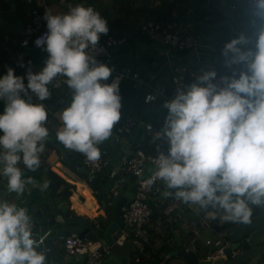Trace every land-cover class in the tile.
Instances as JSON below:
<instances>
[{
    "label": "clouds",
    "instance_id": "clouds-1",
    "mask_svg": "<svg viewBox=\"0 0 264 264\" xmlns=\"http://www.w3.org/2000/svg\"><path fill=\"white\" fill-rule=\"evenodd\" d=\"M253 3L249 29L221 50L231 75L216 82V70L206 71L198 62L204 72L165 101V123L155 133L168 143L154 159V179L164 182L163 196L227 223H249L253 208H264V0ZM44 18L47 32L35 41L48 53L43 69L29 70L27 84L12 68L0 77V175L17 196L35 183L18 165L36 171L49 135L47 109L33 97L49 99V85L57 77L66 78L71 92L57 129L65 148L97 161L99 145L123 119L119 80L107 83L112 69L93 54L101 34L109 31L108 21L84 4L70 5L65 13L47 9ZM32 223L27 208L0 200V264H46Z\"/></svg>",
    "mask_w": 264,
    "mask_h": 264
},
{
    "label": "crops",
    "instance_id": "crops-1",
    "mask_svg": "<svg viewBox=\"0 0 264 264\" xmlns=\"http://www.w3.org/2000/svg\"><path fill=\"white\" fill-rule=\"evenodd\" d=\"M43 1L46 4V10H51L55 13H65L68 11L70 5L84 4L89 5L90 0H38ZM102 2L109 3L111 0H101ZM43 5V4H42ZM13 7H8L6 10H0V71L5 75L9 68L14 69L17 76H23L25 84H27V72L29 70L33 72H39L45 66L46 55L41 54V58L38 61H33V53L28 52V48H22L19 41V32L16 31V20L18 18H23L21 13L16 9V0H13ZM93 7V6H92ZM129 15V14H127ZM126 15V16H127ZM126 16L119 17V20L127 21ZM244 18L235 21V26L231 28V33L233 38L240 34L242 31H247L249 29V15H243ZM111 23L112 21L109 20ZM47 24V21L45 20ZM216 24V23H214ZM214 24H208L199 33L200 44L196 47L195 51H181L170 52L171 63L178 64L184 62L185 59L193 56L198 57L201 67L206 71L212 69H219L220 73H226L231 75L232 68L222 61L220 56L215 53V49L210 42L211 31ZM132 43V44H131ZM126 45L122 51H130L129 55L126 57L130 65L144 76L148 82H161L164 78H167L169 74V67L167 65L164 55L161 53L159 47L150 42L147 39H138L135 42H131ZM118 49V48H117ZM116 49V50H117ZM120 51V48L117 52ZM121 51V52H122ZM116 51L114 52V59L118 62L119 58ZM215 61L218 63L214 64ZM119 63V62H118ZM217 72V71H216ZM217 72V74H220ZM51 91V97L45 101H38L33 97V101L36 103H43L48 112V120L46 127L49 130V135L45 141V148L43 153L40 154V166L44 170L50 171L51 175H59L66 181L70 182L72 185L66 189V193L69 196V202L64 200L69 204V209L72 210L71 213L77 216H83L88 219V221L96 220L99 225L104 228L107 223V219L99 220V215L103 213L100 207V201L98 198L97 190H95L89 183L88 174L85 172H80L69 166L66 158L70 162L79 161L81 162L82 153L67 149L62 143L57 139V129L60 128V112L65 108L71 100V92L65 83L61 87L53 88L49 85ZM122 107L126 108V113L121 112L123 119L129 115L132 111L137 112V121L132 127L131 131L128 133H121L120 136L116 137L115 144H117L118 150H112L108 153V157L111 160V166H115V155L119 153V157L123 153H132L137 146L143 147L145 151L150 152L152 149L151 141L148 138L147 132L144 127L145 121H150L155 127L160 129L163 128L165 123V118L168 113V109L160 106H152L143 102L142 91L139 90L137 95H140L138 100L134 97L128 98L126 92L120 91ZM109 141L106 140L99 145V148L106 149L105 143ZM162 149L167 150L168 145L165 141H162ZM66 157V158H65ZM24 165L22 162L18 165L21 167ZM109 166L104 169V172L99 175L100 182L104 184L102 179L106 175ZM152 165L147 163L145 174L149 173ZM85 173L86 175L82 174ZM126 175H120L122 182L124 181ZM134 180V177H130ZM44 186V185H43ZM49 190L48 186L45 187ZM111 196L108 195V198ZM171 202L168 198L162 201L158 198L151 199L152 202V215L148 224L144 226V233L141 239V245L138 249V256L143 260V264H148V261L153 256V253L160 248L162 245L168 247V252L163 257L161 264H189L186 259L180 255L172 254L169 252L181 244L185 251L199 257L194 253V249L201 251L200 254L204 253L207 255L214 256L216 250L222 245H226L229 242L228 237L225 235L224 229L221 226L225 222H221L219 219L212 220L208 218L203 210L197 212L195 206H188L190 210H185L184 203L176 200L174 197H170ZM0 200H7L9 202H14L18 206L23 203V197L17 196L16 193H9L7 191V178L0 175ZM171 203L172 210H169L168 204ZM155 207V209H154ZM57 213L56 207H54ZM176 208L180 209L177 215ZM209 211H217L210 209ZM255 212V211H254ZM221 213L217 211V215ZM256 212L252 215V218L256 216ZM41 220L40 224L36 226V234H43L46 231L52 233L53 229L59 225L55 223L53 226H49L48 222L44 223ZM231 229V228H230ZM102 236V233L100 234ZM210 242H206V240ZM220 239L221 244L215 245L214 240ZM47 248L39 249L43 253L46 252ZM73 257L76 255H68L65 253L59 258V263L71 264ZM106 258V257H105ZM104 258V259H105ZM103 259V260H104ZM133 260L132 254H130L129 263ZM47 262V259H46Z\"/></svg>",
    "mask_w": 264,
    "mask_h": 264
},
{
    "label": "built area",
    "instance_id": "built-area-1",
    "mask_svg": "<svg viewBox=\"0 0 264 264\" xmlns=\"http://www.w3.org/2000/svg\"><path fill=\"white\" fill-rule=\"evenodd\" d=\"M236 1V2H235ZM227 3L226 0H206V11H210L211 4H217L226 17L222 19L229 29L235 26V19L243 17V15H250L255 4L253 0H235ZM20 4L21 10L24 15V25L20 32L19 41L23 47H28L30 44H35L37 38L43 36L47 32V24L45 23V2L38 0H16ZM43 4V5H42ZM191 12V9L188 10ZM209 17V16H207ZM184 28L177 20H170L166 24L149 21H142L139 25L141 34L147 36L155 43L161 53L164 55L167 65L169 67V75L161 82H148L144 76L136 68H132L126 57L130 51H122L118 58L119 63L114 59V52L112 48L120 45H129L128 35L122 36H108L105 39L100 37L98 42V50L93 54L96 59L107 64L112 69V74L107 81L111 83L113 80H119V85L126 79L134 81L137 88L143 89L142 100L148 105H156L160 100L162 107L167 100L174 99L179 88L186 90L192 82L196 81L197 77L204 71L199 67L198 57L190 56L180 64L172 65L170 63L172 52L170 43L176 40V45L179 49H187L188 52L195 51L196 47L200 44V37L195 33H185L182 31ZM36 45V44H35ZM125 48V47H124ZM226 73L217 74L216 82H220L222 76ZM0 71V77H3ZM65 77L59 76L53 81V87H61L65 84ZM165 108V107H164ZM167 109V108H166ZM137 121V112L132 111L125 119L120 121L114 126L113 133L115 136H120L121 133H128ZM144 127L147 132L148 138L151 141L152 149L150 152L145 151L143 147L137 146L132 153H123L115 166L110 167L107 172L109 178L114 179L110 193L116 192L117 187L121 184L120 175H129L134 177L136 185L134 187V195L128 199L121 206V217L123 219V227L114 232L113 243H123L126 239L130 240V249L138 251L141 245V237L144 233V226L149 223L152 215V206L149 201L154 198L163 200V192L166 190L164 182L159 179H154L155 164L154 159L159 151H167L162 149V141L167 143L165 138H155V133L161 129L155 127L150 121L144 122ZM168 145V143H167ZM101 156L97 161H90L82 154L81 162L84 166L89 168L90 173L98 174L103 172L107 167L110 159L106 149H101ZM147 163L152 165L149 173L145 174ZM119 175V176H118ZM171 202L170 197H167ZM166 198V199H167ZM169 210H172L171 203L168 204ZM33 235L36 234V223L32 219ZM49 232L46 231L39 235L41 241ZM65 253L68 255L83 254L84 264H100L107 256L108 249H103L99 239H89L81 237L76 233H71L63 237ZM210 242V240H206ZM215 245H220L221 240H214ZM216 254L223 253L222 245L216 250ZM46 264H58L57 262H46Z\"/></svg>",
    "mask_w": 264,
    "mask_h": 264
},
{
    "label": "trees",
    "instance_id": "trees-1",
    "mask_svg": "<svg viewBox=\"0 0 264 264\" xmlns=\"http://www.w3.org/2000/svg\"><path fill=\"white\" fill-rule=\"evenodd\" d=\"M232 1L235 0H226L227 3ZM205 2L206 0H111L109 3H107V1L102 2L101 0H90L89 5L93 6L95 10L99 11L100 14L108 21L109 31L107 34H101L100 37H103L102 39H105L110 35L114 37L128 35L129 43L135 42L138 39H147L151 42V39L141 34L139 30V25L142 21L151 20L164 25L170 20H177L185 29V33H195L196 35H199L202 29L208 24L216 23L211 25L213 28L211 31L210 42L215 49V53L220 56L222 61H225L221 53L222 47L225 42L233 38L229 27L221 22L222 19L226 17V14L217 4H211L210 11L207 12ZM16 9L19 13L22 12L20 4L17 2ZM189 9H191V12L188 11ZM22 13L21 16L23 17ZM123 16H126V19L128 20H119V17ZM243 18L244 16L235 19V21ZM109 20L112 22L110 23ZM184 29L182 31H184ZM169 45L172 52L176 53V51H187V49H179L176 44L172 45L170 43ZM20 46L24 49L28 48V52L33 53V61L42 59V53H45L46 58L44 59H47L48 53L43 48L38 47L35 44H30L28 47H23L22 45ZM125 46L126 45L115 46L112 48V51L117 52V50L120 48V51L116 53L119 56ZM216 62L217 61L214 63L216 65L220 63V61L218 63ZM216 71L218 73L221 72L219 69ZM139 90L143 91V89L137 88L134 85V81L131 79H126L120 84V91L126 92V95H129L128 98L134 97L135 100H138L140 97V95H137ZM3 108L4 101L0 100V111H3ZM126 108L122 107L121 110L126 113ZM20 168L23 172L24 178L32 177L35 181L34 184L26 185L25 191L22 195L24 201L21 204V207L27 208L28 214L32 219H34L36 226L40 224L41 220H43V224L47 223L48 219L54 216L56 212L54 208V197L56 195H60L62 199L66 200V202H69V196L66 193V189L72 184L59 175H51L50 171L42 169L41 166L36 171L28 170L24 165H22ZM82 174L86 175L85 173ZM102 181L105 183L106 176H104ZM45 183H47L49 190L43 186ZM32 204H36L37 207L42 210L41 215L37 214L35 208L32 207ZM149 204L153 205L151 201H149ZM184 207L185 210H190L185 204ZM178 211H180V209L176 208L174 211L176 212V215ZM254 213L255 212L253 209V214ZM234 224L235 223L225 222L221 226V228L224 229L225 235ZM64 251V240L62 237H57L53 240L51 245L43 254H45L47 262H59V258L64 254ZM167 252L168 247L162 245L153 253V256L148 261V264H161L163 257ZM138 254V251H132L133 260L130 264H143V260L139 258Z\"/></svg>",
    "mask_w": 264,
    "mask_h": 264
},
{
    "label": "water",
    "instance_id": "water-1",
    "mask_svg": "<svg viewBox=\"0 0 264 264\" xmlns=\"http://www.w3.org/2000/svg\"><path fill=\"white\" fill-rule=\"evenodd\" d=\"M13 7V0H0V10H6ZM24 20L18 18L16 20V31L21 32ZM176 44V40L172 41V45ZM162 102L159 100L156 105L160 107ZM122 116V115H121ZM115 134L105 143L108 147V153L112 150L117 151L118 145L115 144ZM119 153L115 155V162L118 163ZM66 158V157H65ZM69 166L80 172L88 174L90 185L97 190L100 207L103 213L98 218L107 219L106 226L102 228L96 220L88 221L86 217L77 216L71 213L69 204L62 200L59 196H55V207L57 213L48 219V225L53 226L57 223L59 226L54 228L52 233L46 235L39 241V235L34 234L33 237L39 244V249L47 248L57 237H64L71 233H76L81 237L89 239H99L103 249H108L106 258L100 264H128L130 254V240L126 239L123 243H113L114 232L120 230L123 225L121 217V206L134 195V187L136 180H131L129 175L125 176L124 181L117 187L116 192L111 194V188L114 179H107L104 184L100 182L97 174L90 173L89 168L82 165L79 161L70 162L66 158ZM111 162L108 163V166ZM108 195L111 197L108 198ZM38 215L42 214V210L36 204H32ZM256 212L249 223H235L227 232L229 242L222 246L223 253L214 256L207 255L203 258H197L195 255L185 251L181 244L169 252V255L179 253L189 264H264V208H253ZM102 233V236L100 235ZM73 257L71 264H84L83 254L79 253Z\"/></svg>",
    "mask_w": 264,
    "mask_h": 264
},
{
    "label": "rangeland",
    "instance_id": "rangeland-1",
    "mask_svg": "<svg viewBox=\"0 0 264 264\" xmlns=\"http://www.w3.org/2000/svg\"><path fill=\"white\" fill-rule=\"evenodd\" d=\"M99 220H103V217H100ZM226 234H227V233H226ZM200 252H201V251H198L197 249H194V253H195L196 255H198V256L200 255L199 257H201V256L204 257L205 254H204V253L200 254Z\"/></svg>",
    "mask_w": 264,
    "mask_h": 264
}]
</instances>
